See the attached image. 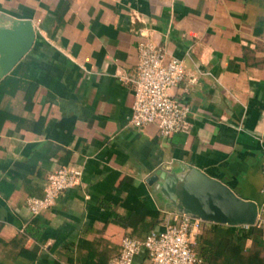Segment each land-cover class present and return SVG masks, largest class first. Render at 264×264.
<instances>
[{
    "label": "crops",
    "instance_id": "crops-1",
    "mask_svg": "<svg viewBox=\"0 0 264 264\" xmlns=\"http://www.w3.org/2000/svg\"><path fill=\"white\" fill-rule=\"evenodd\" d=\"M1 12L36 32L0 97V264H107L124 234L172 210L163 170L196 166L262 202L264 0H0ZM140 29L185 64L171 92L187 132L130 122ZM58 165L81 167L80 183L32 214L26 198ZM147 263L141 250L133 264Z\"/></svg>",
    "mask_w": 264,
    "mask_h": 264
},
{
    "label": "built area",
    "instance_id": "built-area-1",
    "mask_svg": "<svg viewBox=\"0 0 264 264\" xmlns=\"http://www.w3.org/2000/svg\"><path fill=\"white\" fill-rule=\"evenodd\" d=\"M138 57L133 76V102L130 122L137 126L156 124L162 136L189 131L188 108L171 90L186 76L182 59L168 54L165 46L148 38L138 30ZM263 200L257 207L253 224L235 226L248 228L264 224V153L262 163ZM82 169L75 165H58L46 178L41 196H28L26 206L32 214L51 207L67 189L80 183ZM204 221L176 210H166L159 228H152L142 238L124 234L120 250L107 264H133L135 256L145 250L147 264H198L202 261L197 250V239Z\"/></svg>",
    "mask_w": 264,
    "mask_h": 264
},
{
    "label": "water",
    "instance_id": "water-1",
    "mask_svg": "<svg viewBox=\"0 0 264 264\" xmlns=\"http://www.w3.org/2000/svg\"><path fill=\"white\" fill-rule=\"evenodd\" d=\"M35 32L31 19L0 13V76L29 50ZM153 178L159 198L170 209L234 226L255 221V200L239 196L226 183L196 166L163 170Z\"/></svg>",
    "mask_w": 264,
    "mask_h": 264
},
{
    "label": "trees",
    "instance_id": "trees-1",
    "mask_svg": "<svg viewBox=\"0 0 264 264\" xmlns=\"http://www.w3.org/2000/svg\"><path fill=\"white\" fill-rule=\"evenodd\" d=\"M17 82L15 77L3 76L0 79V97L13 92V87L19 85ZM5 113L0 111V125ZM128 216L115 213L114 221L126 225ZM197 250L202 257L198 264H264L263 228L206 222L197 239Z\"/></svg>",
    "mask_w": 264,
    "mask_h": 264
}]
</instances>
